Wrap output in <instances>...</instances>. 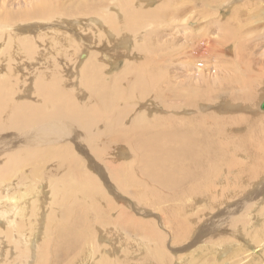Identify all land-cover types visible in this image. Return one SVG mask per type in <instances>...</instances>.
<instances>
[{
  "label": "bare ground",
  "instance_id": "1",
  "mask_svg": "<svg viewBox=\"0 0 264 264\" xmlns=\"http://www.w3.org/2000/svg\"><path fill=\"white\" fill-rule=\"evenodd\" d=\"M0 6V264H264V0Z\"/></svg>",
  "mask_w": 264,
  "mask_h": 264
},
{
  "label": "rangeland",
  "instance_id": "2",
  "mask_svg": "<svg viewBox=\"0 0 264 264\" xmlns=\"http://www.w3.org/2000/svg\"><path fill=\"white\" fill-rule=\"evenodd\" d=\"M18 1H13V3L11 4V6L10 7H12L13 9H17L18 8V3H17ZM10 7H8V8H5V9H2L1 8V6H0V15L1 14H3V13H5L6 11H8V10H11L10 9ZM26 26H31V25H26ZM73 26H75V25H72V27ZM44 44L45 43H48V41H46L45 40V42H43ZM133 45H131V47H132ZM44 49L47 51V50H49V49H46V48H43L42 47V52H44ZM86 57V53L83 51L82 52V54H80L79 55V59H84ZM264 101V100H263ZM259 110L261 111V112H264V110H262L261 108H259ZM21 189H22V187L20 188V191H21Z\"/></svg>",
  "mask_w": 264,
  "mask_h": 264
},
{
  "label": "water",
  "instance_id": "3",
  "mask_svg": "<svg viewBox=\"0 0 264 264\" xmlns=\"http://www.w3.org/2000/svg\"><path fill=\"white\" fill-rule=\"evenodd\" d=\"M262 108L264 109V101H263V103H262Z\"/></svg>",
  "mask_w": 264,
  "mask_h": 264
}]
</instances>
